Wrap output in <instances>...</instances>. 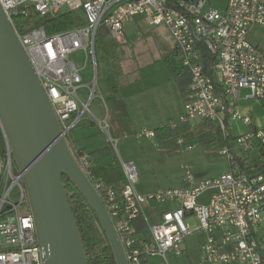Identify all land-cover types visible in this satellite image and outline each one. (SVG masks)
Listing matches in <instances>:
<instances>
[{
    "label": "built area",
    "instance_id": "built-area-1",
    "mask_svg": "<svg viewBox=\"0 0 264 264\" xmlns=\"http://www.w3.org/2000/svg\"><path fill=\"white\" fill-rule=\"evenodd\" d=\"M0 5L54 107L62 135L70 138L72 131L89 118L106 133L117 156L120 138L110 134L108 113L98 119L91 110L98 95L95 39L104 26L117 43H127L124 25L137 16L149 25H165L182 65L191 74L184 112L170 126L208 120L229 139V121H241L249 129L235 138V145L248 155L259 144L262 167L241 169L239 156L226 144L219 153L232 162L231 170L196 180L185 164L181 187L141 192L133 161L118 156L125 178L117 186L103 184L93 173L91 156L84 149H77L79 163L113 219L129 264H143L151 256L161 257L168 264L167 254L181 255L187 236L196 234L203 238V264H264V125L256 127L250 114L235 107L244 88L250 90L248 99L264 100V53L249 40L255 26H264V0H227L223 10L211 0H0ZM66 10L82 11L84 23L51 34L43 25H36ZM201 46L214 56L211 68L223 95L216 92L214 82L204 72ZM79 50L85 65L92 63L90 83L83 84L82 67L70 58ZM82 88L87 90L86 98L80 95ZM135 136L154 138L155 132L144 127ZM178 144L184 145L185 140L178 138ZM5 147L0 153V264H43L23 176L15 170L6 140ZM190 149L192 145L186 146ZM209 190L215 192L206 202H199ZM151 204L161 208L155 223L146 213ZM190 215L198 218L195 228L186 223ZM138 219L147 224L141 233L136 232Z\"/></svg>",
    "mask_w": 264,
    "mask_h": 264
},
{
    "label": "water",
    "instance_id": "water-1",
    "mask_svg": "<svg viewBox=\"0 0 264 264\" xmlns=\"http://www.w3.org/2000/svg\"><path fill=\"white\" fill-rule=\"evenodd\" d=\"M0 122L23 176L43 264H89L64 176L96 214L116 264H129L113 219L62 135L54 107L1 5Z\"/></svg>",
    "mask_w": 264,
    "mask_h": 264
},
{
    "label": "rangeland",
    "instance_id": "rangeland-1",
    "mask_svg": "<svg viewBox=\"0 0 264 264\" xmlns=\"http://www.w3.org/2000/svg\"><path fill=\"white\" fill-rule=\"evenodd\" d=\"M211 2L218 9L223 10L227 0H211ZM31 22L34 21L29 20L28 23ZM102 29H99L97 44L99 38H101L105 45V50L109 54H107L106 58L101 51L97 54V81L99 90L101 89L100 92L107 93L105 80L107 66L116 74L118 81L124 84L129 81H143L144 77L141 76V70H145L144 72L150 75L155 72L147 81L150 83L158 82L159 88H164L167 91L164 93L161 89L159 90L166 102L165 105L170 109L169 114L165 113L161 121L166 124L168 122L166 120L167 117L178 119L181 115H179V112H184L183 95L179 84L173 78L169 66L165 61V57L172 54L174 48V41L169 29L165 25H146L143 19L137 16L124 25V31L128 38L127 44L117 43L111 38L109 33L101 32ZM249 40L264 53V26H255L249 33ZM178 55L180 56V54ZM178 55H176V61L180 62L177 58ZM70 58L74 59L82 67L83 84L90 83L94 76L91 61L85 65V56L80 50L71 53ZM249 93V89H242L240 91L241 98H244ZM100 97L101 94L98 91L91 110L98 119H103L105 112L102 107V101L99 99ZM250 101L253 104L252 112L257 123L263 125L264 100H262L260 105L254 103H258L257 101L252 99ZM162 102L164 103V101ZM162 102L160 101V103ZM82 122L81 125L72 131L71 136L78 142L85 143V146L91 149L101 145L106 139V133L103 130L90 127L88 120H83ZM213 126L218 125L213 122ZM198 128H200L199 125L193 130L197 131ZM90 133L91 139L94 140L93 144L86 143L89 140L88 135ZM119 138L117 145L118 156L120 155L124 161L133 160L142 179L141 181H143L140 187H144L145 183H147V189L181 187L186 173L184 169L185 164L191 167L196 180H205L219 176L231 170L232 167V162L226 156L219 153L222 146L216 144L206 146L198 135L192 138L180 137L185 140V144H178L177 139L168 149H162L152 139H138L135 135L128 137L120 136ZM188 145H192V149L186 150V146ZM230 145L232 150L235 151L233 142H230ZM214 192V190L207 191L198 201L206 202L207 198ZM160 210L161 208L154 204L147 206L146 213L152 223L156 222V217L153 213L157 212L158 214ZM186 223L189 224L190 228H195L199 221L196 216L190 215L187 217ZM142 229L147 230L146 222L142 225ZM202 241L203 238L199 234L187 236L185 242L182 244L184 253L180 256L168 253V264H200V245ZM149 264H167V262L162 258L152 257L149 260Z\"/></svg>",
    "mask_w": 264,
    "mask_h": 264
},
{
    "label": "trees",
    "instance_id": "trees-1",
    "mask_svg": "<svg viewBox=\"0 0 264 264\" xmlns=\"http://www.w3.org/2000/svg\"><path fill=\"white\" fill-rule=\"evenodd\" d=\"M84 15L80 10L75 11H62L55 16H47L36 22V25H43L47 33H54L62 30L69 29L78 24L84 23ZM95 39L96 45V59L98 52L101 51L104 56H107L109 52L105 50V45L101 38L98 40ZM177 49L172 54H169L165 57V61L169 66L170 72L173 78L176 79L179 84L183 98L187 100L189 93V87L191 83V74L186 68H179V63L176 61ZM214 60V56L206 50L204 47H200V62L204 68V72L211 77L212 81L215 84L216 92L220 95H223V91L220 88V84L216 75L214 74L211 66ZM107 83L115 95L111 99H106L108 109V122H109V131L110 134L119 138L125 134H136L134 131L132 123L130 121L126 104L122 98L117 95L120 94L121 85L117 80L114 73H109L107 76ZM113 101V103L111 102ZM113 112L111 118H109V111ZM173 121V120H171ZM163 124L154 129L155 139L158 145L163 149H168L173 145V143L180 138H192L195 135H198L201 138V141L206 146H211L213 144L224 146L228 144V139H225L221 133V130L218 126H213L212 121H204L200 128L197 131H191L190 126L186 123L178 124L176 127H171L170 122ZM94 122V121H93ZM95 123V122H94ZM187 125V126H185ZM69 146L79 162V156L77 153V148L71 141V137L67 138ZM6 150L5 139L3 132L0 128V153H4ZM94 166L93 173L99 177L103 184L110 186H117L124 180V172L122 166L118 160L117 154L114 148L110 143L107 142L105 147L99 148L90 152ZM240 162L241 169L247 170L246 163L244 160L238 158ZM14 162V160H13ZM15 165V170L18 172V168ZM262 166H257L256 170H259ZM63 181L66 184L69 200L71 207L73 209L81 238L84 244L85 252L87 254V259L89 264H116L113 250L110 246V243L106 237V234L90 205L85 200V198L79 193L76 187L70 182L67 176L63 177ZM136 232L141 233L144 230L142 225L144 222L142 220L135 221Z\"/></svg>",
    "mask_w": 264,
    "mask_h": 264
},
{
    "label": "crops",
    "instance_id": "crops-1",
    "mask_svg": "<svg viewBox=\"0 0 264 264\" xmlns=\"http://www.w3.org/2000/svg\"><path fill=\"white\" fill-rule=\"evenodd\" d=\"M139 18L143 19L142 17H139ZM144 23L146 25H148L145 21H144ZM101 28H103L101 32L109 33L108 30L104 26H102ZM139 37H141V36H139ZM126 39H127V43H128V38L126 37ZM127 43H125V44H127ZM175 51H176V46H175V42H174V48L172 50V53L175 52ZM178 54H179V52L177 50V55ZM105 58H106V56H105ZM177 58L180 60L179 55H178ZM180 62H178L179 65H180L179 68H185L182 65V63H180ZM144 71L145 70H141L140 71L141 72V76L144 77L143 81H129V82H127L128 84L126 83L127 86H126V84L119 82L120 85H121V90H120V94L117 95L118 97L122 98L123 101L125 102L130 121L132 123L134 131H136V132H138L139 130H141L144 127L154 130L155 128L165 124V123H163V121H161L162 120V116H165V113L168 115L169 111H170V109L165 105L166 102L162 98L163 95L159 92L160 89L164 93L167 92V91L164 88H159V84H157L158 82L150 83V82L147 81V79L149 77L153 76L155 74V72L152 75H150L148 73H145ZM111 72L114 73L110 69V67L107 66V71L105 72V80H106V84H107V93L106 92L105 93L104 92H100L101 89L99 90V87H98V91H99V93L101 94V96L104 99L103 100L101 97L99 98L102 101V107H103V110L105 112V116H106V113H108V111L106 109V107H108V106H107V104L105 102V98L106 99H111V98L115 97V95L112 93V91L110 90V88L108 86V83H107V76ZM115 76H116V74H115ZM116 78H117V76H116ZM97 86H98V81H97ZM80 95L83 96V98H86L87 90L82 88L80 90ZM247 95L244 98H241V95H240V101L238 102V104H236L235 107L240 109L242 113L250 114L253 117L254 125L256 127H261L264 124L261 123L263 125H260L259 123H257V120L254 117L253 112H252L253 104L250 101L251 99L247 98ZM160 101L161 102L164 101V103L163 102L160 103ZM111 102L113 103V101H111ZM261 102L262 101H260L258 103H256V102H254V103L256 105H260ZM184 104H185V99L183 98V108H184ZM91 106H92V104H91ZM181 112H183V111H181ZM181 112H179V115L182 114ZM112 114H113V112L111 111V108H110L109 118H111ZM174 119H176V118L175 117H167L166 120L169 122V121L174 120ZM85 120L89 121L88 124L90 125V127H93L94 129L102 131L100 126L98 124L94 123L91 119L86 118V119H84V121ZM168 122H166V123H168ZM203 122L204 121H194V122H190V123H187V124L190 126V129L193 132L194 131L193 129L196 128L198 125L201 126L203 124ZM82 123H80L79 125H81ZM229 129L231 131V137L228 139L229 147L232 149V147L230 145V142L231 143L233 142V144H234L233 147L235 149V151L234 150L233 151L237 154V156H239L240 159L245 161L246 166H248L249 168L250 167L251 168H256L257 166H259L260 163H261V158H262L261 157L262 156V150H261V146L259 144H256V147L248 155L241 153L238 150V148L236 147V145H235V138L238 135L243 134L246 131H248L249 127L244 125L241 121H231V122L229 121ZM131 135H135V133L131 134ZM128 136H130V135L128 134ZM128 136L124 135V137H128ZM70 137H71V141L73 142V144L76 146L77 149H84L87 152H89V154H90V152H92L94 150H97L99 148L105 147L107 145V139H105V141L102 142L101 145H98V147H94V148L91 149V148H88L87 146H85L86 145L85 143L82 144V143L78 142L75 138H73L72 136H70ZM91 137L92 136H91V133H90L88 135V139L89 140L86 142L87 144L88 143L93 144L94 140L91 139ZM143 138H147V137H143ZM143 138H138V139H143ZM148 139H152L153 141H155L157 143L155 138H148ZM91 160H92V157H91ZM91 162H92V165L94 166L93 161H91ZM141 180L142 179L140 178V182L137 185V188H138L139 191H141V192H151V191H155V190L159 189V188L147 189V185H146L147 183H145L144 187H140V185L143 182ZM181 185H183V183H181ZM156 214H157V212L153 213V215H156ZM135 227H136V224H135ZM201 238H202V236H201ZM183 253H184V249H183ZM178 256H180V255H178ZM152 257H158V256L149 257L143 264H149V260ZM159 258H161V257H159ZM200 264H203L201 262V259H200ZM236 264H239V263H236Z\"/></svg>",
    "mask_w": 264,
    "mask_h": 264
}]
</instances>
